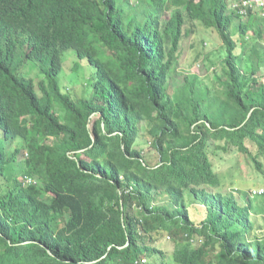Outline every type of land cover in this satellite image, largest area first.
<instances>
[{
    "label": "trees",
    "instance_id": "trees-1",
    "mask_svg": "<svg viewBox=\"0 0 264 264\" xmlns=\"http://www.w3.org/2000/svg\"><path fill=\"white\" fill-rule=\"evenodd\" d=\"M262 17L227 0H0V264H264L249 194H223L210 158L235 148L262 170L264 80L241 71L232 35L239 20L260 36ZM185 18L225 54L223 100L191 88L190 117L168 90ZM69 50L94 69L89 98L59 85ZM144 125L154 165L135 148Z\"/></svg>",
    "mask_w": 264,
    "mask_h": 264
},
{
    "label": "rangeland",
    "instance_id": "rangeland-1",
    "mask_svg": "<svg viewBox=\"0 0 264 264\" xmlns=\"http://www.w3.org/2000/svg\"><path fill=\"white\" fill-rule=\"evenodd\" d=\"M227 1L230 7L237 0ZM132 2L135 3L136 0H132ZM257 13L264 16V10ZM262 18L264 19V17ZM239 24L240 21L235 20L232 27V35L238 46L240 45L238 49L240 58L237 60V65L245 75L255 70L257 73L251 77L257 80L258 84H261L264 80V23L257 21L261 29L260 36L250 30L244 37L238 35ZM168 49L169 45L166 46V51ZM224 56V48L214 30L205 29L199 22L192 23L185 18L182 38L168 76L170 107L179 104L185 114L190 117L191 88L194 98L203 102L205 100V103L212 102V104L217 105V100H223L224 88L218 79L224 80L222 65ZM62 65L63 68L58 77L61 89L69 93L74 99L91 97L93 95L94 69L87 62L78 60L73 50L64 53ZM23 70L31 77H37V73L30 63L25 65ZM151 140L147 133V127L144 125L137 138L135 148L142 151L144 157L149 159L151 165H154L158 161V156L152 149ZM209 144L211 145V143ZM15 147L16 143L12 144L10 149ZM247 147L254 154L253 147L249 146L248 143ZM210 158L214 164L215 172L220 177L223 194L234 195L241 201L242 205H245L246 202L239 198L240 194L242 192L249 194L253 205L252 217L260 225L258 234L263 235L264 226L260 220L264 219V156L259 158L262 163L261 171L255 168V164L248 156L235 148L228 153L210 155ZM157 197V202L160 204L168 200L164 192ZM186 206L193 223L195 225L200 224L205 216V206L192 197H187ZM197 241L198 239L194 240V243ZM157 244L162 245L161 247L166 250L168 262H170L171 242L167 239H161Z\"/></svg>",
    "mask_w": 264,
    "mask_h": 264
},
{
    "label": "built area",
    "instance_id": "built-area-1",
    "mask_svg": "<svg viewBox=\"0 0 264 264\" xmlns=\"http://www.w3.org/2000/svg\"><path fill=\"white\" fill-rule=\"evenodd\" d=\"M230 9L240 16H245L249 11H263L264 0H237L230 5Z\"/></svg>",
    "mask_w": 264,
    "mask_h": 264
}]
</instances>
